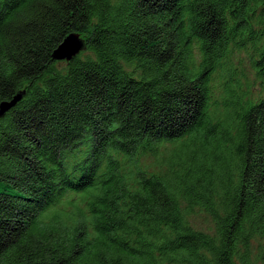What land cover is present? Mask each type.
<instances>
[{
    "label": "trees",
    "instance_id": "16d2710c",
    "mask_svg": "<svg viewBox=\"0 0 264 264\" xmlns=\"http://www.w3.org/2000/svg\"><path fill=\"white\" fill-rule=\"evenodd\" d=\"M18 93L0 264H264V0H0V103Z\"/></svg>",
    "mask_w": 264,
    "mask_h": 264
},
{
    "label": "rangeland",
    "instance_id": "374dc122",
    "mask_svg": "<svg viewBox=\"0 0 264 264\" xmlns=\"http://www.w3.org/2000/svg\"><path fill=\"white\" fill-rule=\"evenodd\" d=\"M231 64L232 66L237 68L236 73H238V76H235V78L237 77L238 79L241 73L242 75H245V77L242 76L243 78L240 76L239 79L240 84H243L245 87H249L252 84L254 87L252 90L255 93L258 82L256 80L254 70L251 67L247 53L245 51L234 53L232 56ZM220 74H221L220 71L216 72L213 78L216 94L218 95L219 99H221L224 93V87H223L224 79L221 77ZM141 166L147 167L151 171H157L160 169V164L158 165L155 162L154 158L149 154H144L141 157ZM190 221L194 224L195 227H197L198 229H203L205 231L212 229L214 226L210 216L199 208H197L195 212L192 214ZM254 243H255L254 247H256L254 248V251L257 252L258 245L257 242ZM256 264H263V263L257 261Z\"/></svg>",
    "mask_w": 264,
    "mask_h": 264
},
{
    "label": "water",
    "instance_id": "95a60500",
    "mask_svg": "<svg viewBox=\"0 0 264 264\" xmlns=\"http://www.w3.org/2000/svg\"><path fill=\"white\" fill-rule=\"evenodd\" d=\"M86 48V40L78 33L69 34L53 51L55 60H71ZM23 97V93H18L11 100L0 103V117L4 116Z\"/></svg>",
    "mask_w": 264,
    "mask_h": 264
}]
</instances>
